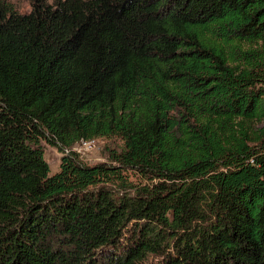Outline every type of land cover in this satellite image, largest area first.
Listing matches in <instances>:
<instances>
[{"label": "trees", "instance_id": "1", "mask_svg": "<svg viewBox=\"0 0 264 264\" xmlns=\"http://www.w3.org/2000/svg\"><path fill=\"white\" fill-rule=\"evenodd\" d=\"M29 1L0 0V264H264V0Z\"/></svg>", "mask_w": 264, "mask_h": 264}, {"label": "rangeland", "instance_id": "2", "mask_svg": "<svg viewBox=\"0 0 264 264\" xmlns=\"http://www.w3.org/2000/svg\"><path fill=\"white\" fill-rule=\"evenodd\" d=\"M14 5L16 11L20 13H28L31 11V3L29 0H7ZM49 3H55L56 0H48ZM45 150V158L48 161L51 172L50 175L55 174L60 170V162L63 153L58 150L57 147L42 142ZM123 142L118 138H98L92 147H87L82 144H76L73 148L79 153L80 159L89 165L97 163H110L109 151L111 149H121Z\"/></svg>", "mask_w": 264, "mask_h": 264}, {"label": "built area", "instance_id": "3", "mask_svg": "<svg viewBox=\"0 0 264 264\" xmlns=\"http://www.w3.org/2000/svg\"><path fill=\"white\" fill-rule=\"evenodd\" d=\"M96 139H91V140H81L79 143L82 145H85L87 147H92L95 144ZM78 143V144H79Z\"/></svg>", "mask_w": 264, "mask_h": 264}]
</instances>
